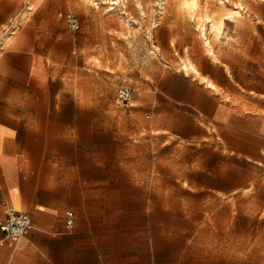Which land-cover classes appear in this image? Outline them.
<instances>
[{"label": "rangeland", "instance_id": "obj_1", "mask_svg": "<svg viewBox=\"0 0 264 264\" xmlns=\"http://www.w3.org/2000/svg\"><path fill=\"white\" fill-rule=\"evenodd\" d=\"M113 1L0 0V60L16 46L33 49V75L51 86L47 104L79 105L63 116L78 117L63 148L78 159L63 161V168L42 166V183L93 187L79 192L93 222L84 217L79 226L94 235L95 264L102 257L105 264H264V145L245 143L248 158L202 137V128L193 136L188 117L201 114L174 101L192 88L181 73L203 80L185 62L200 72L203 56L217 60L219 40L207 22L212 45L206 46L201 18L239 3L235 24L242 31L247 13L262 19L264 0H190L196 10L182 0ZM68 12L80 20L77 31L65 20ZM35 34L37 42H26ZM260 63L254 80L240 81V92L246 94L248 82L264 91ZM122 85L133 89L127 104L117 101ZM28 88L41 98L36 81ZM233 100L241 102V95ZM51 146L56 152L59 145Z\"/></svg>", "mask_w": 264, "mask_h": 264}, {"label": "crops", "instance_id": "obj_2", "mask_svg": "<svg viewBox=\"0 0 264 264\" xmlns=\"http://www.w3.org/2000/svg\"><path fill=\"white\" fill-rule=\"evenodd\" d=\"M246 16L242 31L235 21L229 26L226 21L216 45L217 60L203 56L201 63L206 66L200 68V75L204 80L197 81L189 73H181L192 80V88L182 100L174 98V101L201 114V118L188 117L190 129L195 130L193 136H198L196 131L202 128L205 131L202 137L207 139L211 135L230 144L231 153L252 158L245 143L253 140L264 145V91L255 90L249 82L246 94L239 87L240 81L255 79L259 60L260 74L264 77V14L257 21L252 14ZM27 28L36 33L40 30L36 24ZM40 38L35 34L26 42H37ZM35 61V51L20 46L8 49L0 60V80L6 82V87H0V219L9 208H14L27 212L34 225L18 240L4 239L0 231V264H95L94 235L80 230L79 226L84 217L87 222H93L85 211L86 196L79 200V192L93 191V187L42 183V166L63 168V161L78 159L63 152L64 146L72 141L68 132L73 130V125L77 127L78 117L75 115L74 120L66 122L63 116L67 112L77 113L79 105L71 99L53 107L47 104L52 97L51 86L49 82L42 85L34 77ZM209 80L222 88V92L215 91ZM32 81L37 82L41 91L39 99L28 88ZM174 88L177 91L178 87ZM63 89L56 95H63ZM240 95L241 102L233 100ZM199 96L207 101L205 108L199 106ZM215 128L220 131L218 134L212 133ZM51 145H59L56 152L51 151ZM253 151L256 152L254 148ZM69 211L74 213L71 227L67 223ZM101 260L105 264L103 257Z\"/></svg>", "mask_w": 264, "mask_h": 264}, {"label": "built area", "instance_id": "obj_3", "mask_svg": "<svg viewBox=\"0 0 264 264\" xmlns=\"http://www.w3.org/2000/svg\"><path fill=\"white\" fill-rule=\"evenodd\" d=\"M22 18V17H21ZM65 20L72 31H77L80 28L79 18L72 12L65 14ZM133 89L131 86L122 85L117 91V101L127 104L131 101ZM68 225L71 227L74 224V213L69 211ZM34 228L31 216L24 211L9 208L5 217L0 219V231L3 233L4 239H21L30 230Z\"/></svg>", "mask_w": 264, "mask_h": 264}, {"label": "bare ground", "instance_id": "obj_4", "mask_svg": "<svg viewBox=\"0 0 264 264\" xmlns=\"http://www.w3.org/2000/svg\"><path fill=\"white\" fill-rule=\"evenodd\" d=\"M112 3H117V1L115 0ZM221 3L224 4V1L221 0ZM182 4H183L184 7L191 8L192 10H196L198 8L197 1L182 0ZM241 5L242 4L237 3V5L235 7L231 8L227 12L220 13V11H219V13L215 14L214 16H210V14L208 16H206L207 15L206 14L205 15V18H203V19L201 18V20H203V24L201 25V28H200L201 29V36L205 39L206 46H211L212 45L211 40L207 36V22L208 23L209 22L211 23L209 27H211V31L213 32L214 37L216 39H218L222 35V33H223V30H224L226 21H236V20H238V18H240L242 16V13H241V11L239 9V6H241ZM222 11H224V10H222ZM191 62L192 61L185 62L184 63V69L186 71L192 70L195 73L200 74L201 72H199L197 66L194 65ZM200 77L203 80L205 79L203 76H200ZM207 82H208V84L211 87H213V88H216L217 87L212 81L209 80Z\"/></svg>", "mask_w": 264, "mask_h": 264}]
</instances>
